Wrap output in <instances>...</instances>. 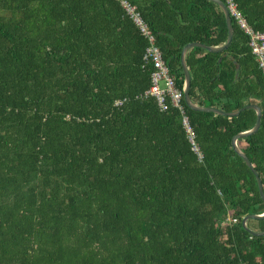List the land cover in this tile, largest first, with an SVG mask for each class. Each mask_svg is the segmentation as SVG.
<instances>
[{"label": "trees", "instance_id": "16d2710c", "mask_svg": "<svg viewBox=\"0 0 264 264\" xmlns=\"http://www.w3.org/2000/svg\"><path fill=\"white\" fill-rule=\"evenodd\" d=\"M183 88V47H219L227 27L208 0H127ZM255 31L264 0H234ZM227 50L191 48L199 107L261 111L237 142L264 193V76L232 20ZM146 39L115 0H0V264H264L255 175L231 140L256 113L184 112L144 98ZM117 100H126L115 107ZM247 226L264 232V220Z\"/></svg>", "mask_w": 264, "mask_h": 264}, {"label": "built area", "instance_id": "2783aa9c", "mask_svg": "<svg viewBox=\"0 0 264 264\" xmlns=\"http://www.w3.org/2000/svg\"><path fill=\"white\" fill-rule=\"evenodd\" d=\"M120 4L125 15L139 30L140 34L146 39L147 46L144 51L143 61L152 68L150 74V87L143 94L144 98L151 97L155 100L156 105L161 112L169 109H177L181 113V124L186 133L187 140L191 145V150L201 162L203 155L195 140V135L189 123V119L184 112L182 105L183 88L179 89L175 83V77L171 74L169 68L164 63L162 54L156 45L154 34L145 23L137 7L127 0H115ZM229 12L231 20L243 31L248 37V46L252 55L255 57L259 70L264 76V30L255 31L246 21L245 17L239 11L234 0H222ZM126 100H117L115 107H121Z\"/></svg>", "mask_w": 264, "mask_h": 264}, {"label": "water", "instance_id": "95a60500", "mask_svg": "<svg viewBox=\"0 0 264 264\" xmlns=\"http://www.w3.org/2000/svg\"><path fill=\"white\" fill-rule=\"evenodd\" d=\"M208 1L217 5L219 7V9L221 10V12L224 16L226 27H227V39H226V42L219 47H208V46L200 44V43H190V44H187L183 47V49L181 51V55H180V63H181V68H182V72H183V76H184V82H183L184 102H185L186 106L192 111L213 113L216 115L226 116V117H230V118L238 116L240 112L247 110V109H252L255 111L256 121H255L254 126L248 131H245V132H242V133L235 135L231 140V146H232L234 153L236 155H238L244 161L246 166L255 175L256 180H257L258 192H259V195H260L262 202L264 203V193H263L262 182L259 179L256 172L254 171L249 159L245 156V154L241 151V149L237 145V142L239 140L246 139L249 136L254 135L258 131V129L260 127V120H261L260 108L256 105H247L244 108L240 109L239 111L227 114V113H223L222 111L217 110V109H213V108H209V107H199V106L195 105L189 97L191 77H190L188 68H187L186 63H185V56H186V53L188 52V50H190L191 48L197 47V48H201V49H204L206 51H209L211 53H220V52H223V51L228 49L230 43L232 42V38H233L232 20L230 18L229 12H228L224 2L222 0H208ZM249 220H257V221L258 220H264V212L260 215L245 216L242 218V221H241L242 228L245 231H247L250 235L256 236V237H263L264 232H255V231H252L248 228L247 222Z\"/></svg>", "mask_w": 264, "mask_h": 264}]
</instances>
